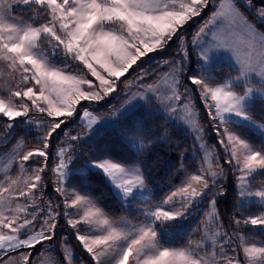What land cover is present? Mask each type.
<instances>
[{
  "label": "snow or ice",
  "instance_id": "6c2138e0",
  "mask_svg": "<svg viewBox=\"0 0 264 264\" xmlns=\"http://www.w3.org/2000/svg\"><path fill=\"white\" fill-rule=\"evenodd\" d=\"M209 2L0 0V77L4 78L0 80V120L5 121L4 135H11L20 124L43 132L36 147L13 150L0 176V264H33V250L56 239L60 205L49 201L45 211L35 201L43 196V173L48 169L54 134L59 135L58 130L74 115L84 122L86 132L83 136L64 132L73 143L56 148L51 171L57 176L54 190L63 198V219L93 264H264V239L259 244L255 240L257 234L264 233V180L257 190L251 187L257 176L264 177V123L253 118L256 99L264 100V7L249 20L239 0H218L209 19L192 38L200 68L187 76L214 122L218 144L228 154L224 164L238 173V207L242 209L258 199V214L234 217L233 233L224 230L216 208L217 197L225 195L223 185L217 182L224 176V167L203 144L206 167L186 174L180 186L159 201L148 198L149 181L142 164H124L105 157L85 165L99 170L129 206L142 205L139 210L143 220L138 222L128 216L113 218L93 196L71 186L75 142L83 141L86 147L112 117L125 118L129 111L114 110L102 121L87 108L80 115L77 106L82 101L104 100L121 83L130 88L134 82L127 80L129 70L134 71V65L142 69V58L164 50L174 38L180 41V64L165 61L171 70L155 83L141 85L144 91L131 93L126 104L135 98L155 97L169 113H176L180 106L184 120L197 132L203 131L190 107L191 90L183 85L184 94L179 91L185 71L183 61L189 58L181 34ZM19 6L30 13L27 19L14 15ZM218 53L230 57L233 63L229 67L236 72L222 82H217L213 67ZM60 55L63 60L57 61L55 57ZM72 62H77L75 68ZM35 114L50 119L38 120ZM243 130L257 133L259 143ZM143 143L140 141L141 147ZM25 144L23 137L17 140L20 148ZM38 158H43L38 166L28 165ZM14 162L18 171L12 175ZM213 188L219 191L213 194ZM210 194L209 210L198 229L200 238L178 246L168 243L164 237L184 224L198 199ZM66 242L64 237L62 259L49 255L46 264H73L74 254L68 251Z\"/></svg>",
  "mask_w": 264,
  "mask_h": 264
},
{
  "label": "trees",
  "instance_id": "16d2710c",
  "mask_svg": "<svg viewBox=\"0 0 264 264\" xmlns=\"http://www.w3.org/2000/svg\"><path fill=\"white\" fill-rule=\"evenodd\" d=\"M218 0H210L208 6L202 9L201 14L194 17L189 21L182 31V37L189 52V58L183 61V67L185 69L184 75L180 77L181 88L179 91L184 94L183 85H187L191 90L189 101L197 115L198 122L202 131L203 140L213 148L215 156L219 159L220 163L224 167V176L219 178L218 184H222L225 195L217 197V212L220 222L223 225L225 231L229 234L233 233L234 225L232 223L234 217L247 216L249 214H258L260 208L256 204H246L241 209L238 207V195L235 189L236 173L232 170L231 165L224 164L229 157L224 151L223 146L218 144L220 137L217 136L214 123L207 115V109L204 107L202 100L200 99L198 90L192 89V86L188 84L187 76L191 75L199 70L198 63L199 57L195 52L192 45V38L194 34L201 27L205 19L215 9ZM249 4L254 5L252 8H248V5L243 4L239 0V4L246 8V15L249 20H254L256 12L259 8L264 7V0H248ZM14 15L16 17H23L27 19L29 16L28 11H24L23 8L15 9ZM180 41L174 40L169 45L158 52L150 53L149 56L142 58L145 62L142 65V69L137 66H133L135 69L129 70L130 74H126L127 78L134 76L136 71H143L144 83L154 81L163 72L169 69L168 64L175 61L180 64L182 59V50L179 47ZM55 59L60 61L63 56H56ZM140 64V62H137ZM215 75L217 82H221L227 75L235 76L236 72L223 63L214 64ZM75 68V65H73ZM146 73V74H145ZM121 79H124L123 77ZM123 83L119 84L117 89H121ZM124 94L110 95L104 101L97 103L81 102V105L77 106V113L84 108L95 113L97 116H106L111 112L113 108H116L122 101ZM154 102L152 100H146L132 109L125 118H120L117 122L99 132L92 137L90 143L85 147V143L82 141L76 143V156L73 159L71 168H77L79 170L72 171L70 179L72 180V187H75L83 194L93 196L99 205L109 213L113 218H119L121 216H128L134 222L137 220L134 217V213H126L123 209L121 202L115 196L112 188L105 180V177L95 170L82 171L86 162L97 158H111L114 162H120L124 164H132L133 162L142 164L143 169L148 177L149 181V199L159 201L162 196L173 187L180 185L184 177L188 173H194L198 170L199 156H193V144L183 130L177 126L167 123L164 116L155 112ZM47 118L43 114H35V119ZM253 118L257 121L264 122V100L256 99L253 110ZM5 121L0 120V152L9 150L16 141L26 136L28 141L27 146L36 147L37 140L33 136H27V132L24 129V125H18L9 136L4 135ZM83 124L79 121L78 115H74L69 118L65 125L62 126V130H58L59 135H55L51 141V147L49 148L50 158L48 160V169L50 170L55 164V151L58 146H64L69 143H73L64 136V132H68L70 135L83 134L85 132ZM246 135L250 136L252 140L259 143V137L247 130ZM125 137H134L139 141H143V147L141 144L136 148H132L124 141ZM62 142H64L62 144ZM81 151L84 155H81ZM43 158H38L29 161L28 163L38 165L39 161ZM16 172V170H15ZM49 173V172H47ZM50 175V174H49ZM254 184V183H253ZM219 191V188H213L212 193ZM211 194L200 199L197 204L192 208L191 212L185 219L184 224L181 227L169 232L164 239L172 245H181L188 239L198 240L200 238V222L204 218V214L209 210ZM196 208V211H195ZM139 218V217H136ZM241 234L247 235L243 230H238ZM70 233L67 235V241L77 251V256L74 257L73 264H80L79 258L82 264H93L90 256L83 250L79 242L75 239L74 230L68 227L65 220L60 218L59 224L56 230V239L52 241L54 248L55 258L62 259L59 246L61 244V236L64 233ZM264 239V233H259L255 236V240L259 243ZM234 244L237 243L235 236L233 235ZM43 248L37 246L33 250V264L38 260Z\"/></svg>",
  "mask_w": 264,
  "mask_h": 264
},
{
  "label": "rangeland",
  "instance_id": "374dc122",
  "mask_svg": "<svg viewBox=\"0 0 264 264\" xmlns=\"http://www.w3.org/2000/svg\"><path fill=\"white\" fill-rule=\"evenodd\" d=\"M212 1V0H211ZM242 1L243 4H246L248 5V0H240ZM218 5V3H217ZM216 5V6H217ZM19 8H23V6H19L17 7L16 9H19ZM215 10V9H214ZM213 10V11H214ZM212 11V12H213ZM211 12V13H212ZM211 13L209 14V16L207 17V19H205V21L203 22V24L209 19V17L211 16ZM30 15V13H29ZM19 18V17H17ZM202 24V25H203ZM201 25V26H202ZM194 47V46H193ZM195 49V52L196 54L198 53V49L196 47H194ZM198 55V54H197ZM63 60V59H62ZM77 62H72V65H75ZM219 63H223L225 65H231L233 62L232 60L230 59V57L227 55V54H224V53H218L216 54L215 56V59H214V64H219ZM198 68H200V63H198ZM171 69L169 68L167 71L165 72H168L170 71ZM163 72L161 75H159V77L157 79H155L154 81L152 82H149V83H144L141 81V79H139L138 77L142 76L143 75V71H136V73L134 74V76L130 77V78H127V80L129 81H133L134 83L131 85L130 88L128 87H125V85L123 84L121 89H117L116 92L112 93V95H119V94H124L123 97H122V101L120 102V104L116 107V108H113L111 110V112H113L114 110H123L124 108H128V113L134 109L136 106H138L139 104L145 102L146 100L145 99H139V98H135V99H131V104H126V101L129 100L131 98V93H135V92H143L144 89L143 87H141V85H145V84H153L155 83L156 81L160 80L161 77L163 76V74L165 73ZM230 76V75H227L225 77V79ZM234 77V76H233ZM4 78L3 77H0V80H3ZM123 80V79H122ZM222 82V81H221ZM111 95V94H110ZM109 95V96H110ZM148 95H151V94H148ZM108 96V97H109ZM106 97V98H108ZM105 98V99H106ZM153 102H154V110L155 112L161 114L164 116L165 120L167 121V123H170V124H173L175 126H177L179 129L183 130L185 133L188 134V136L190 137L191 141H192V144H193V150H192V155L195 157V156H199V160H197L198 162V169L201 167V166H205L206 165L204 164V160H203V156H204V149L202 148V144L203 145H206L208 148H210L212 150V152L214 153V150L212 147H210L202 138V132H197L195 130V128L190 125L189 123H187L184 118H183V112H182V109L180 106H177V112L176 113H169L165 108L164 106L160 103L159 100H157L155 97H153L151 99ZM104 101V100H102ZM84 102V101H82ZM85 102H89V101H85ZM203 102V101H202ZM90 103V102H89ZM91 103H97V102H91ZM204 104V103H203ZM190 107L192 108V110L194 111L191 103H190ZM84 110V109H83ZM83 110H81L79 112L80 115H82L83 113ZM89 112L93 113L92 111L88 110ZM110 112V113H111ZM109 114H107L106 116H102L100 117L101 120H106L108 117H109ZM195 113V111H194ZM94 115H96L95 113H93ZM97 116V115H96ZM99 117V116H98ZM121 117L120 116H116V117H112V122L108 125H105L102 127V129L99 131L101 132L102 130L106 129L107 127L109 126H112L114 125L117 120H119ZM78 119L79 121L83 124L84 122L79 118V115H78ZM38 120H46L44 118H38ZM258 123H264V122H260V121H257ZM214 123V122H213ZM28 127L30 128V131L27 132V136H33L36 140L38 139L39 136L43 135V132L42 130H38L35 128V126H26L24 125V129ZM248 131V130H247ZM86 132V130H85ZM85 132L83 134H80V135H84ZM98 132V133H99ZM250 132V131H249ZM97 133V134H98ZM251 133H254V132H251ZM96 134V135H97ZM256 134L258 137L259 135L257 133H254ZM94 137V136H93ZM24 140L28 141V138L26 136H23ZM202 138V139H201ZM20 139V138H19ZM18 139V140H19ZM124 141L126 142L127 145H129L130 147L132 148H136L138 147V145H140V141L137 139V138H134V137H125L124 138ZM83 142V141H82ZM66 146V145H64ZM30 148H34L32 146H27L25 144V146L23 148H20L19 146H17V141L16 143L7 151L5 152H0V176L3 175V168L4 166L7 164V160H8V157L12 154L13 150L15 149L16 151H24V150H27V149H30ZM224 148V147H223ZM56 161V159H55ZM28 163V162H27ZM91 161L89 162H86V164H90ZM29 166L31 167H36L38 165H34V164H30L28 163ZM84 167L82 168V171H88V170H95V171H99L97 169H95L94 167ZM55 166V164L53 165V167ZM52 167V168H53ZM215 167V165H214ZM51 168V169H52ZM50 170H45V172L43 173L44 175V180H45V187L43 189V196H42V199H38L35 201V204L38 205L40 208H43L45 211L47 210V203L49 201H51L54 205L55 204H59L60 205V210H61V217H63V213H62V209H63V198L59 196L58 193L55 192V188L57 186V176L56 174ZM72 171H75V170H79V169H75V168H71ZM15 170L18 171V169L15 167V162H14V165H13V169L10 170V174L12 175H15ZM49 172V173H47ZM196 172V171H195ZM194 172V173H195ZM50 174V175H49ZM238 175V173H236V176ZM106 180V179H105ZM264 180V177H259L257 176L256 177V181L254 184L251 185L253 191L257 190L259 187H260V183L261 181ZM107 181V180H106ZM218 181H219V178H218ZM217 181V182H218ZM108 182V181H107ZM108 184L110 185V183L108 182ZM236 185H237V180L235 182V189H236V192H237V188H236ZM178 186L180 185H177L175 187H173L172 189H170L168 192H166L161 199L159 200H162L165 196H167L168 194H170L171 191L175 190ZM110 187L112 188V191L113 193L115 194V196L118 198V200L121 202L122 206H123V209L125 210L126 213H134V217L135 219L137 220L136 222L138 221H141L143 220V216L141 215V212H140V208L142 207V205H139V204H133L131 206H129V204L127 202H124L122 201L121 197L117 194L116 192V189L110 185ZM237 195H238V192H237ZM148 197H149V192H148ZM200 199H198L196 201V204L197 202L199 201ZM239 200V198H238ZM256 204L259 206L260 208V204L258 203V199H254L252 200L251 202H248L246 204ZM245 204V205H246ZM192 208L190 209L189 213L191 212ZM29 211H31V208L29 209ZM72 211V210H70ZM195 211H196V208H195ZM40 214V213H38ZM127 216V215H126ZM136 217H139V218H136ZM60 220V219H59ZM37 227H39V221L37 222ZM69 227V226H68ZM67 235H70V233L66 232L64 233L62 236H61V244L59 246V249H60V252L63 256V251H62V241H63V238L64 237H67ZM67 245H68V251L69 252H72L74 254V257L77 256V251L72 247L70 246L69 242L67 241L66 242ZM259 244V243H258ZM44 252V255L42 256L40 254L38 260L34 263V264H46V258L51 255L53 258H55V253H54V248H53V245L51 242H47L45 241L44 244H43V249L41 251V253ZM79 263L82 264V262L80 261V258H79Z\"/></svg>",
  "mask_w": 264,
  "mask_h": 264
}]
</instances>
